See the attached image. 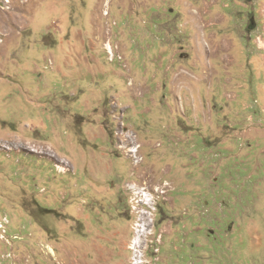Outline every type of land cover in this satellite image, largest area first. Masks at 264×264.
Masks as SVG:
<instances>
[{
    "label": "rangeland",
    "instance_id": "1",
    "mask_svg": "<svg viewBox=\"0 0 264 264\" xmlns=\"http://www.w3.org/2000/svg\"><path fill=\"white\" fill-rule=\"evenodd\" d=\"M135 180L150 264H264V0H0V264H129Z\"/></svg>",
    "mask_w": 264,
    "mask_h": 264
},
{
    "label": "built area",
    "instance_id": "2",
    "mask_svg": "<svg viewBox=\"0 0 264 264\" xmlns=\"http://www.w3.org/2000/svg\"><path fill=\"white\" fill-rule=\"evenodd\" d=\"M131 156L133 163L135 165H138L141 163V154L136 153V146H133V149H131ZM126 186V185H124ZM135 186H140L143 188V197H141V207L139 213H131V207L129 206V211L131 213L132 223H133V217H141V225L139 227L138 232V248L137 249H130V260L129 264H150V260L148 258H143V263H136V255H141V242H142V236L145 232L148 230H145V221L147 220L148 216H157L158 210H159V199L164 198L165 196V190L162 188L160 189L158 186L155 187V189L148 188V184L142 181L135 180ZM133 193V189H132ZM149 194H156L158 197V204L157 206H148V197ZM128 198V195H127ZM129 205V204H128ZM156 239V248L154 249V254H157L159 252V248L157 245L162 243V232L159 234Z\"/></svg>",
    "mask_w": 264,
    "mask_h": 264
},
{
    "label": "bare ground",
    "instance_id": "3",
    "mask_svg": "<svg viewBox=\"0 0 264 264\" xmlns=\"http://www.w3.org/2000/svg\"><path fill=\"white\" fill-rule=\"evenodd\" d=\"M132 189H133V193H132L131 197H132L133 210H134V212L139 213L140 207H141V200L140 199H141V197H143V188H141L140 186L133 185L131 190ZM148 206H157V199L154 198L153 194H149ZM156 224L157 223L155 222V216H148L147 217V220L145 221V230H148V231L145 232L142 236L141 255H136V263H143V258H148V250L151 247V244L153 242L151 239V236L155 232ZM140 225H141V217H139L137 224L133 226L134 237H133L132 243H131L132 249L138 248V232H139Z\"/></svg>",
    "mask_w": 264,
    "mask_h": 264
},
{
    "label": "crops",
    "instance_id": "4",
    "mask_svg": "<svg viewBox=\"0 0 264 264\" xmlns=\"http://www.w3.org/2000/svg\"><path fill=\"white\" fill-rule=\"evenodd\" d=\"M128 210H129V207H128ZM130 220H131V215H130ZM131 230H133V223H132V220H131ZM132 238V236H131ZM131 238H130V241H131ZM129 260H130V243H129Z\"/></svg>",
    "mask_w": 264,
    "mask_h": 264
},
{
    "label": "flooded vegetation",
    "instance_id": "5",
    "mask_svg": "<svg viewBox=\"0 0 264 264\" xmlns=\"http://www.w3.org/2000/svg\"><path fill=\"white\" fill-rule=\"evenodd\" d=\"M211 231V230H210Z\"/></svg>",
    "mask_w": 264,
    "mask_h": 264
}]
</instances>
